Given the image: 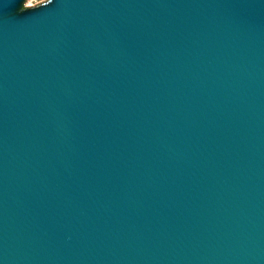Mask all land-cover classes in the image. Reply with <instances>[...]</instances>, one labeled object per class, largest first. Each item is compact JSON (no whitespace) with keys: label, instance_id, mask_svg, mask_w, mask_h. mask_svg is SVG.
Segmentation results:
<instances>
[{"label":"water","instance_id":"water-1","mask_svg":"<svg viewBox=\"0 0 264 264\" xmlns=\"http://www.w3.org/2000/svg\"><path fill=\"white\" fill-rule=\"evenodd\" d=\"M0 0V264H264V0Z\"/></svg>","mask_w":264,"mask_h":264},{"label":"rangeland","instance_id":"rangeland-1","mask_svg":"<svg viewBox=\"0 0 264 264\" xmlns=\"http://www.w3.org/2000/svg\"><path fill=\"white\" fill-rule=\"evenodd\" d=\"M44 1H46V0H31L29 3H27L26 5L27 6H31V5H37V4H39V3H41V2H44Z\"/></svg>","mask_w":264,"mask_h":264},{"label":"clouds","instance_id":"clouds-1","mask_svg":"<svg viewBox=\"0 0 264 264\" xmlns=\"http://www.w3.org/2000/svg\"><path fill=\"white\" fill-rule=\"evenodd\" d=\"M53 3V0H50V4H52Z\"/></svg>","mask_w":264,"mask_h":264}]
</instances>
